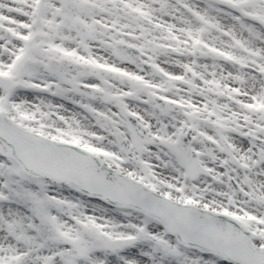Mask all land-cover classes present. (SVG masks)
<instances>
[{"label": "snow or ice", "instance_id": "1", "mask_svg": "<svg viewBox=\"0 0 264 264\" xmlns=\"http://www.w3.org/2000/svg\"><path fill=\"white\" fill-rule=\"evenodd\" d=\"M0 264H264V0H0Z\"/></svg>", "mask_w": 264, "mask_h": 264}]
</instances>
